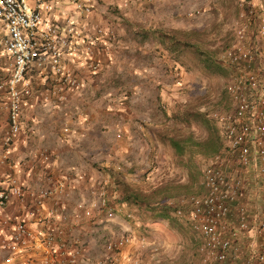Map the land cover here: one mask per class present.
Segmentation results:
<instances>
[{
  "label": "rangeland",
  "instance_id": "374dc122",
  "mask_svg": "<svg viewBox=\"0 0 264 264\" xmlns=\"http://www.w3.org/2000/svg\"><path fill=\"white\" fill-rule=\"evenodd\" d=\"M27 4L32 7L33 0H27ZM93 5L88 16L77 18L78 22H85L83 33L98 36L92 43V53L75 57L79 58L80 74H75L76 69L71 71V65L68 67L79 81L82 79V86L52 91L50 89L58 82L45 74L46 87L50 90L46 92L47 98L42 102L44 93L31 88L30 94L23 96L21 106L22 115L31 107L26 106L28 98L35 101L36 114L48 111L53 118L46 124L47 130L56 135L58 141L65 142L76 136L74 146L86 153V163L91 167L86 180L88 185L95 191L94 183L104 184L105 195L114 207L111 220L96 216L75 218L74 223L69 224L79 248L76 264L107 255L102 247L105 237L119 236L125 230L131 233L132 239L131 245L123 250L122 258L120 256L122 260H126V256H137L139 264H200L197 242L189 233L182 235L165 220L148 218L143 204L127 207L119 199L114 177L147 192L150 205L168 201L176 204L178 198L202 194L199 169L203 156L187 151V167L177 160L166 143L158 141V135L191 134L194 138H203L199 118L189 114H207L217 109L224 78L200 73L185 56L173 62L167 55H161L158 45L148 41L139 43L132 33L153 28L178 30L179 38L193 39L217 61L231 37L235 20L241 18V14L244 17V8L249 6L262 16L264 0H95ZM174 63L178 69L172 68ZM7 69V59L0 55V75L6 76ZM177 72L179 83L174 84L173 74ZM41 78H45L43 74H31L30 84L36 88ZM59 94L63 99H57ZM0 96L4 102L3 94ZM36 129L41 127L38 125ZM44 151L50 154L46 163L51 162L54 153L49 149ZM84 155L77 154L78 157ZM77 160L79 165L85 163L80 158ZM228 165L237 167L231 160ZM77 167L67 162L64 169L75 175ZM190 175L195 176L194 180ZM76 186V180H68L63 191L74 190ZM156 188L163 190L153 193ZM169 191L172 193L164 197ZM62 195L72 204L69 214H74L75 202L91 197H80L77 193ZM126 212H132L133 217L127 218ZM141 238L143 244L139 242Z\"/></svg>",
  "mask_w": 264,
  "mask_h": 264
},
{
  "label": "built area",
  "instance_id": "2783aa9c",
  "mask_svg": "<svg viewBox=\"0 0 264 264\" xmlns=\"http://www.w3.org/2000/svg\"><path fill=\"white\" fill-rule=\"evenodd\" d=\"M54 3H63L72 10L63 23L46 18ZM93 3L95 0H33L30 7L27 0H0V55L7 59L8 67L7 75H0V94L4 96L6 110V128L0 136V162L7 158V150L21 129L23 96L27 97L31 91L29 74H47V78L58 82L57 90L78 87V78L62 59L64 54L70 58L82 52L92 53L96 35L83 33L75 24L78 16L92 12ZM256 25V41L248 46L246 39L250 36L241 14L232 26L231 47L220 54L228 64H251V69H237L239 76L227 83L230 106L208 112L219 130L222 147L204 163L199 181L203 193L172 203L173 215L196 234L200 264H264L263 16ZM255 63L258 67L252 68ZM57 99H63V95L59 94ZM39 155L43 164L50 156L45 151ZM229 159L237 167L229 166ZM63 188L64 181L49 180L47 185L24 191L14 176L7 177L0 187V206L11 197L18 206L11 216L0 218V226L10 228L7 237L0 238V247L5 250L2 264L77 263L79 248L69 224L75 218L103 216L111 220L114 210L101 183L94 198L78 200L73 204L74 214H69L65 200L59 197L58 201ZM259 189L261 196H257ZM256 198H260L259 205L248 213V202ZM44 204L49 207L43 218L49 228L40 232L27 222L43 214ZM130 216L126 213L127 218ZM131 239L128 230L119 236H106L102 247L107 255L94 257L85 264H139L137 256L121 259ZM139 242L143 244V238Z\"/></svg>",
  "mask_w": 264,
  "mask_h": 264
},
{
  "label": "crops",
  "instance_id": "0c3cea01",
  "mask_svg": "<svg viewBox=\"0 0 264 264\" xmlns=\"http://www.w3.org/2000/svg\"><path fill=\"white\" fill-rule=\"evenodd\" d=\"M69 13H72V10L71 8H69V6H64L63 3L60 4L54 3L53 5H51V8L48 14L46 15V18L48 21L61 23L65 16H69ZM83 23L76 21L75 25L77 28L81 27V29H84ZM97 38L98 36H96V40ZM80 46L82 47V44ZM84 55L86 54L82 52L79 53L78 57H84ZM67 56L68 54L67 55L64 54L62 59L65 67H70L71 65L72 66V68L70 67L71 71L76 69L75 74L76 75L80 74L81 71L78 70L81 67L79 65V58L70 57L68 61ZM30 75L31 74H29L28 77H30ZM43 75L45 78L40 79L39 82L40 84H38V86L36 85V88H34L35 87L34 85L33 86L31 85L32 90L36 89L38 90V92L44 93L42 102L47 98L46 92L50 90L52 91L57 90L56 88L57 85H53L52 86L53 88H51L50 90L48 87H46L48 80L46 79V75L45 74ZM79 79L80 81L78 87L82 86L83 83L82 79L81 78ZM67 90L69 89H66V91ZM1 99L2 98L0 96V136L2 135L3 131L6 128L5 104L4 102H2ZM27 99L26 101L28 102L26 106L30 104L31 107H27L25 112L22 113L21 118H23V120H22L21 130L14 138V141L11 144V146L8 148L7 158L3 162H0V187L3 186V184L6 182L7 177L10 175L14 176L17 179V181L22 186L24 191L27 189L33 190L38 186L47 185L49 180H63L64 183L65 182L67 183L68 180L73 179L77 181V186L74 189L76 191L68 190L66 192L64 190L61 194L56 193V195L58 194V201H60V198H64L62 195L64 193L70 195L77 193L78 196L84 198L87 195H91V197L86 199H92V196H94L96 188L100 183V181L99 183L96 182L97 185H95L94 183L95 191H93L91 186L88 185L89 182L86 180L89 177L90 174L89 172L91 167L88 163H86V160H88L86 153L83 150H80L79 148H76L74 146V139L76 138V136L70 137L65 142L58 141L56 135L53 136L47 130V125H46L51 122L53 116L48 111H42L41 114L38 113L40 115L36 114L37 112L34 111L35 109L33 110V108L35 107L33 106L35 101L33 99L31 100H27ZM29 109H31L32 111H30ZM38 125L41 127V129L39 130L36 129V126ZM35 129L36 131H34ZM46 149L52 151L54 153V156L52 157L51 162L43 164L39 154L40 152H43ZM1 152H2V148L0 146V154ZM77 154L78 156L84 154L85 155L83 157H78ZM77 158L82 159V162L85 163L83 165L81 164L79 165ZM67 162L71 163L72 166L74 165V167L78 165L77 170L74 171L75 175H73L72 171L64 169L66 168ZM64 202L66 206H70L68 207V210L69 208H71L72 210V204L67 203V200H65ZM248 204L249 207L252 209L251 211H253L254 207L257 205L256 200L253 199L250 200ZM17 206H18L17 200L11 197L9 202L0 206V218L5 215L11 216V214L14 213ZM48 208H49L48 204H44L42 209L44 215L43 214L40 215L38 219L29 218L27 223L33 229H37L40 232H43L44 230L48 229L49 225L45 224V219H43L46 216L45 212L48 211ZM9 232H10V228L8 226H0V238L7 237ZM4 253L5 250L2 247H0V264H2L1 258Z\"/></svg>",
  "mask_w": 264,
  "mask_h": 264
},
{
  "label": "trees",
  "instance_id": "16d2710c",
  "mask_svg": "<svg viewBox=\"0 0 264 264\" xmlns=\"http://www.w3.org/2000/svg\"><path fill=\"white\" fill-rule=\"evenodd\" d=\"M244 6V5H243ZM245 7V6H244ZM247 7V8H246ZM244 10L246 12L244 13V21L247 23V34L250 36L248 39H246L248 46H253L256 38L254 36L255 29L258 28L256 25V22L259 20L260 16H258L253 10L248 8L249 6H246ZM178 30H172L168 31L165 29H138L133 31L132 37L133 39L137 40L139 43L143 42H151L152 44H156L159 46V52L161 55L165 54L169 57V59L173 62L179 61L178 59L180 56H185L192 66H194L200 73H204L209 76H217V75H223L224 78V84L223 87L220 89V98L216 101V108H228L231 104V98L227 93L226 86L230 79L239 76V72L237 69L241 70H250L251 64L246 65L244 63H240L239 65H233L228 64L226 61H223L221 58H219L217 61L213 58L212 53L208 51L207 49H201L197 46V44L191 40L189 37L187 38H179L178 37ZM255 40V41H254ZM233 42V34H231L230 39L227 41V43L224 45L223 49L219 53L220 54L227 48L231 47V44ZM173 65V64H172ZM264 66V64H263ZM258 65L255 63L252 65V68H257ZM173 69H178L179 66L174 63L172 66ZM178 72L173 74V78L175 79L172 81L174 84L179 83L178 82ZM213 110V109H212ZM193 117L199 118V124L202 126L203 129V138L198 137L194 138L191 134L181 135V136H175V135H168L161 134L158 135V141H160L162 144L168 145L172 151L174 156L177 158V160L181 164L188 165L189 157L185 158V153L188 151L189 153H197L201 154L203 157L201 158L202 164L199 169L200 175L201 171L204 166V160H206L208 157L220 152L222 147V140L220 137L219 130L215 123L208 117L207 114H203L200 112H193L189 114ZM165 140V141H164ZM189 155V154H188ZM204 162V163H203ZM108 174L111 175L110 171H108ZM113 175V174H112ZM194 175H190V179L194 180ZM115 186L117 188V192L119 194V199L123 200L126 203V206H139V204H143V207L147 209V217L148 218H157L165 220L166 223L171 227L175 228L178 232H180L182 235H184L185 232L189 233V237L192 240H195L196 242L197 237L196 234L191 230L188 224H183L182 221L173 215L174 206L172 201H168L164 204H147L149 199V194L147 192H142V190H139L138 188L132 187L116 176L114 177ZM199 187L202 189V185L199 182ZM250 187H254L253 185H250ZM163 188H156L154 189L153 193H159L162 191ZM254 190V189H253ZM172 191L165 192L164 197H168ZM193 195V194H192ZM260 189L258 190V195L261 196ZM171 198V197H170ZM172 199V198H171ZM260 198H256V204H258V201ZM146 204V205H145ZM111 203L109 204V206ZM112 206V205H111ZM113 210L114 207L112 206ZM252 209H248V213H251ZM251 211V212H250ZM130 213V212H126ZM131 218L133 217V213L131 212ZM232 220L234 218H231ZM231 220V221H232ZM140 227L142 228L143 225L140 224ZM142 230V229H140Z\"/></svg>",
  "mask_w": 264,
  "mask_h": 264
},
{
  "label": "clouds",
  "instance_id": "9594fccd",
  "mask_svg": "<svg viewBox=\"0 0 264 264\" xmlns=\"http://www.w3.org/2000/svg\"><path fill=\"white\" fill-rule=\"evenodd\" d=\"M264 17V15H262Z\"/></svg>",
  "mask_w": 264,
  "mask_h": 264
}]
</instances>
